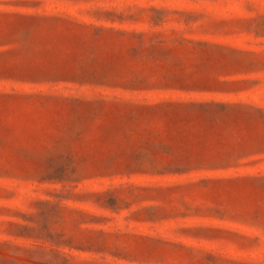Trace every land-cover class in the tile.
<instances>
[{"label":"rangeland","instance_id":"1","mask_svg":"<svg viewBox=\"0 0 264 264\" xmlns=\"http://www.w3.org/2000/svg\"><path fill=\"white\" fill-rule=\"evenodd\" d=\"M0 264H264V0H0Z\"/></svg>","mask_w":264,"mask_h":264}]
</instances>
